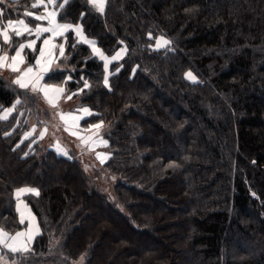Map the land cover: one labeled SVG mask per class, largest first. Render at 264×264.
Instances as JSON below:
<instances>
[{
	"label": "trees",
	"instance_id": "trees-1",
	"mask_svg": "<svg viewBox=\"0 0 264 264\" xmlns=\"http://www.w3.org/2000/svg\"><path fill=\"white\" fill-rule=\"evenodd\" d=\"M62 1L58 21L120 54L105 86L103 62L71 32L65 68L44 79L94 113L81 126L103 121L109 174L25 138L38 95L0 73V115L20 100L0 118V228H24L18 188L39 191L23 198L39 234L27 252L0 246V255L13 264H264V0H104L103 12ZM32 3L0 0V24L35 27ZM160 36L171 43L156 49Z\"/></svg>",
	"mask_w": 264,
	"mask_h": 264
},
{
	"label": "snow or ice",
	"instance_id": "snow-or-ice-1",
	"mask_svg": "<svg viewBox=\"0 0 264 264\" xmlns=\"http://www.w3.org/2000/svg\"><path fill=\"white\" fill-rule=\"evenodd\" d=\"M49 3L54 2V0H48ZM67 2V0H65ZM90 3L95 4L99 11L103 12L104 10V0H90ZM44 5V0H38L37 4H33L32 7H38ZM46 7V5H45ZM61 8L64 7L63 4L60 5ZM3 15V12L0 11V16ZM27 17H32L36 21L44 22L46 21V26L43 23H37L35 28L29 26L24 19L11 20L7 21V25L0 24V39H2L3 44L8 46L14 51V54L9 56L3 47H0V69L7 68L12 73H15V79L13 84L17 85L19 89L28 90L31 89L32 92H42L49 103L52 104L55 102L61 94L64 93L65 89L55 85H49L43 83L45 75L53 73L59 67L57 61L61 58L67 59L66 56V44H68L67 34L74 32L77 44H83L90 47L91 53L94 57L99 58L103 62L105 76L104 84L108 86L109 77H108V68L109 64L112 61L118 60L120 54L117 53L112 57H108L104 54L102 49L97 46L95 40H89L83 33L82 26L73 25L70 23H59L57 19L56 11H45L42 14H35L32 11L25 13ZM47 34V35H45ZM13 35L17 38L24 37L27 35L29 37L25 42H20L18 45L13 44ZM151 39V33L148 34ZM35 38H31V37ZM57 38H62L63 43H56ZM42 39V43L38 45V41ZM122 43V42H121ZM170 40L166 39L164 36H160L156 39L155 48L160 49L169 45ZM72 49L76 48V44L70 45ZM117 72L120 71V68L116 69ZM135 71V70H134ZM186 77L192 81L196 80V77L188 72L185 74ZM83 79V78H81ZM71 80V76L67 77L65 83ZM90 86L88 82L84 81V87L79 90L83 92L85 89H88ZM78 93H73L72 95H77ZM71 99V96L68 97ZM20 100L17 99L12 107L4 109V115L0 118H7L16 108V104H19ZM82 116H71L65 117L61 116V119H64L67 123L70 119L73 125H76L78 121L84 117H90L94 115L87 107L83 108ZM103 125V121L97 124L90 125V129L99 130ZM34 131V129H33ZM5 135H8L5 133ZM31 133H25V138H28ZM41 137L44 135L41 132ZM72 135H78L77 131H72ZM85 143L92 142L107 144V141H94L92 137H80ZM35 141H33L34 143ZM19 146V145H18ZM57 151H62L60 145H56ZM67 155V153H64ZM27 155V153H25ZM100 155V154H98ZM106 156L101 157V163L104 162ZM24 193H34L39 195V191L35 188H18L16 190V199L17 205L16 210L20 216V224L24 225L27 222L26 229L24 231H18L14 235H10L8 232H5L0 228V246L7 248L12 253L17 252H27L29 250V245L33 241L36 235L39 234V228L35 224V217L32 216L30 212L25 214V211L22 210L21 196ZM26 205L24 208L26 209ZM2 259V258H0Z\"/></svg>",
	"mask_w": 264,
	"mask_h": 264
},
{
	"label": "rangeland",
	"instance_id": "rangeland-1",
	"mask_svg": "<svg viewBox=\"0 0 264 264\" xmlns=\"http://www.w3.org/2000/svg\"><path fill=\"white\" fill-rule=\"evenodd\" d=\"M63 2L64 0L62 1V3ZM37 3H38V0H33V3L31 4V6ZM56 3H57V0H54V2L52 3H49L48 0H44V5L35 7V9L38 8V10L33 11V12L37 15L44 13L46 10L57 12V10L55 9ZM19 19H22V18H19ZM58 22L64 23L60 21ZM40 23H43L45 26L47 24L46 21L40 22ZM74 25H79V24H74ZM29 26L31 27L30 24ZM32 28L34 29L35 27H32ZM31 38H35V37L33 36ZM27 39L28 37L22 40L21 42H25ZM63 42L64 41L62 38H57L56 40L57 44L63 43ZM41 43H42V39H41ZM57 64L59 65V67L56 70H62L65 68V61H63V58L58 60ZM188 72H191V71H188ZM0 73L12 81L15 79V76H16L15 73H12L7 68L0 69ZM43 83L45 82L43 81ZM45 84H48V83H45ZM49 85H55L58 87H62L65 89V91L57 99H55V102L52 104L49 103L48 99L45 98L42 92H36V94L38 95V104L40 106L41 111L39 112L38 117L33 118L31 116L28 118V124L31 125L29 132L31 133V135L36 134L40 137H41L40 135L41 132H43L44 135L41 137L43 138V144L50 145L55 150H56V145L59 144L62 151L56 150L58 153H61V152L65 153L67 150H71L75 154V156H77L79 162L81 163V165L83 166V168H85L87 172L92 173V174L97 172L95 174L97 176H99L98 174L100 173H106L107 171L103 168L104 167L103 165L110 155V150L108 149L107 144L106 145L103 143L93 144L92 142L85 143L80 138V137H92L94 141H105V139L102 137L100 133V131L102 132V129L104 128L103 125L99 130H94V129H90L89 125L86 126V128H84L83 126L80 125V121H78L76 125H73L72 121L69 119L68 122L66 123L64 119H61L62 115L65 117H69V115L82 116L83 113L80 110H82L85 107H80V108L75 107V104L77 101L72 98V94L66 89L64 85L62 84H49ZM29 90L31 91V89ZM69 96H71V99L68 98ZM3 115H4V112L0 116L3 117ZM35 123H38V126ZM72 131H77L78 135H72ZM102 156L107 157L103 163H101ZM103 181H105L108 186L110 185V181L107 178H104ZM112 183L113 182L111 181V184ZM101 184H103V182ZM109 194L111 193L109 192ZM24 196H25V193L22 194L21 196V200L25 203V204L22 203L23 205L22 210L25 211L26 215L28 212H30L32 216H34V214L28 210L30 208L28 207V205H26V202L23 199ZM15 199H16V195H15ZM111 199H113V196ZM16 202H17V199H16ZM24 205L27 206L26 209L24 208ZM35 224L38 226L36 218H35ZM26 226H27V222H25L24 228H22L20 231H24L26 229ZM0 258H2L0 259V264H13L14 262L8 259L6 255H0ZM84 258H85L84 256H81L77 260L73 261V264H83Z\"/></svg>",
	"mask_w": 264,
	"mask_h": 264
},
{
	"label": "crops",
	"instance_id": "crops-1",
	"mask_svg": "<svg viewBox=\"0 0 264 264\" xmlns=\"http://www.w3.org/2000/svg\"><path fill=\"white\" fill-rule=\"evenodd\" d=\"M3 112H4V111H3ZM3 112H2V113H3ZM22 188H25V187H22ZM27 188H29V187H27ZM26 194H28V193H25V195H26ZM31 194H34V193H31ZM15 195H16V191H15ZM21 202L24 203L22 200H21ZM24 204H25V203H24ZM16 205H17V202H16ZM26 205H27V204H26ZM22 206H23V205H22ZM28 207H29V206H28ZM28 210L31 211L30 209H28ZM31 212H32V211H31ZM32 213H33V212H32ZM18 214H19V213H18ZM35 218H36V217H35ZM38 228H39V227H38Z\"/></svg>",
	"mask_w": 264,
	"mask_h": 264
}]
</instances>
